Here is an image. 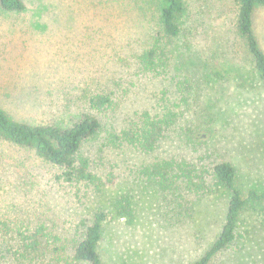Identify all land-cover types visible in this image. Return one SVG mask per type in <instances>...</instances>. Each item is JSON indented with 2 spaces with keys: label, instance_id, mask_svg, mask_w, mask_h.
I'll use <instances>...</instances> for the list:
<instances>
[{
  "label": "rangeland",
  "instance_id": "rangeland-1",
  "mask_svg": "<svg viewBox=\"0 0 264 264\" xmlns=\"http://www.w3.org/2000/svg\"><path fill=\"white\" fill-rule=\"evenodd\" d=\"M24 2L23 13H0V108L13 120L67 125L80 111L95 113L86 103L92 94L111 95L113 105L96 113L101 128L82 149L95 182L58 179L60 168L0 138V221L43 225L69 251L94 214L103 212L102 264H192L219 234L231 193L221 188L196 199L190 219L168 226L156 188L140 171L158 157L174 153L191 160L207 149L206 168L228 161L243 195L249 189L264 193V81L236 32L235 1L182 0L179 34L168 47L169 67L162 76L142 74L137 64L158 32L161 0ZM253 26L264 52V8L254 12ZM214 67L223 79L212 77ZM173 77L187 78L194 87L184 114L187 126L150 156L108 144L109 125L118 131L134 112L162 107V99L178 103ZM125 194L132 202L130 225L112 206ZM261 203L241 214L237 246L209 264H264Z\"/></svg>",
  "mask_w": 264,
  "mask_h": 264
},
{
  "label": "trees",
  "instance_id": "trees-1",
  "mask_svg": "<svg viewBox=\"0 0 264 264\" xmlns=\"http://www.w3.org/2000/svg\"><path fill=\"white\" fill-rule=\"evenodd\" d=\"M237 5L235 28L243 39L254 72L264 81V52L254 32L253 16L257 8H264V0H234ZM24 0H0V13L20 14L26 11ZM184 10L182 0H161L158 7V32L151 37L146 48L137 56L142 74L162 76L169 67L168 47L179 34V21ZM213 78L223 79L221 69L210 71ZM179 94L178 103L171 105L161 100L162 107L134 112L125 119L122 127L106 129L105 139L112 146H125L142 155L154 154L158 147L182 126H187L184 114L193 103L194 87L189 79L172 78ZM109 94L95 93L87 97L92 111H80L77 118L64 125L61 121L32 124L11 119L0 108V138L17 147L33 151L42 161L62 170L58 179L68 183L95 182L97 177L89 170L88 158L82 154L84 145L96 137L101 128L99 114L113 105ZM59 112H65L59 108ZM60 118V117H59ZM189 132V129L186 131ZM181 133H179V138ZM187 138V136H186ZM200 157L186 160L185 156L155 158L144 165L141 175L156 188L162 206L164 223L178 225L190 219L193 202L221 188L231 193L224 224L205 252L192 264H209L217 254L236 245L241 239L238 223L242 213L253 205H261L264 193L249 189L243 195L237 184V171L228 161L214 163L210 168L203 164L210 158L209 150ZM116 217L125 224L133 222L131 197L122 195L112 203ZM262 209V208H261ZM264 213V209H262ZM103 212H96L91 224L76 235L67 251L63 239L43 225L30 227L10 221H0V264L15 260L23 264H102L98 245ZM83 225V224H82ZM13 243V244H12ZM237 246V245H236ZM15 247V248H13ZM239 248V247H238Z\"/></svg>",
  "mask_w": 264,
  "mask_h": 264
}]
</instances>
